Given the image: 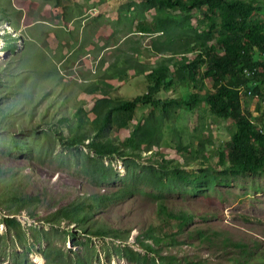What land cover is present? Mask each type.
I'll list each match as a JSON object with an SVG mask.
<instances>
[{
  "label": "rangeland",
  "instance_id": "1",
  "mask_svg": "<svg viewBox=\"0 0 264 264\" xmlns=\"http://www.w3.org/2000/svg\"><path fill=\"white\" fill-rule=\"evenodd\" d=\"M173 4L0 0V264H264V166L230 150L264 85L213 108L226 17Z\"/></svg>",
  "mask_w": 264,
  "mask_h": 264
},
{
  "label": "trees",
  "instance_id": "2",
  "mask_svg": "<svg viewBox=\"0 0 264 264\" xmlns=\"http://www.w3.org/2000/svg\"><path fill=\"white\" fill-rule=\"evenodd\" d=\"M173 5L182 9L207 5L211 12L221 10L222 16L226 17V33L211 48L208 73L216 86L215 93L209 98L212 107L227 117L228 108L235 110L238 107L240 87L253 95L260 94L259 86L264 85V25L252 21V15L255 11H263L264 5L258 0H174ZM175 75L183 80L182 69H177ZM172 84L168 74L160 73L149 93L131 102H121L119 106L130 111L140 103L163 104L153 94L157 88L167 90ZM234 118L237 131L230 145L231 157L237 163L239 172H255L264 166V133H260L244 116L234 114ZM262 118L264 121L263 113Z\"/></svg>",
  "mask_w": 264,
  "mask_h": 264
},
{
  "label": "clouds",
  "instance_id": "3",
  "mask_svg": "<svg viewBox=\"0 0 264 264\" xmlns=\"http://www.w3.org/2000/svg\"><path fill=\"white\" fill-rule=\"evenodd\" d=\"M248 94H251V92L248 91ZM263 102H264V97H262V99L260 100V103L262 104V107H263V111H262V113H263V115H264V104H263ZM263 122H264V121H263Z\"/></svg>",
  "mask_w": 264,
  "mask_h": 264
},
{
  "label": "built area",
  "instance_id": "4",
  "mask_svg": "<svg viewBox=\"0 0 264 264\" xmlns=\"http://www.w3.org/2000/svg\"><path fill=\"white\" fill-rule=\"evenodd\" d=\"M263 104H264V102H263Z\"/></svg>",
  "mask_w": 264,
  "mask_h": 264
}]
</instances>
